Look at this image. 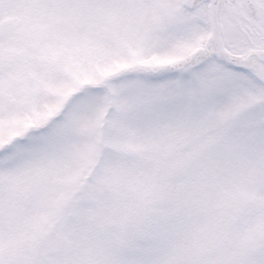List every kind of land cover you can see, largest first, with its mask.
Returning a JSON list of instances; mask_svg holds the SVG:
<instances>
[{"label":"snow or ice","instance_id":"1","mask_svg":"<svg viewBox=\"0 0 264 264\" xmlns=\"http://www.w3.org/2000/svg\"><path fill=\"white\" fill-rule=\"evenodd\" d=\"M0 264H264V0H0Z\"/></svg>","mask_w":264,"mask_h":264}]
</instances>
